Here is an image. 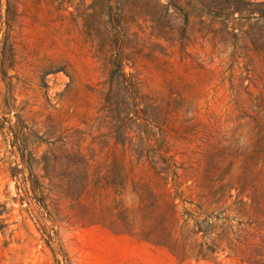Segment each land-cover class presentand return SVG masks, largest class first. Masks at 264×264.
<instances>
[{"label": "rangeland", "instance_id": "374dc122", "mask_svg": "<svg viewBox=\"0 0 264 264\" xmlns=\"http://www.w3.org/2000/svg\"><path fill=\"white\" fill-rule=\"evenodd\" d=\"M177 1L187 11L176 22L188 28L184 49L179 42L152 36L141 23L123 32L124 72L136 84L138 105L133 122L122 125L115 114L109 119L101 110L110 90L108 72L76 10L92 0H14L18 15L9 41L7 0H0V264H251L242 253L228 250L213 261L180 262L139 235L88 223L76 202L55 196L53 203L47 200L50 217L33 198L17 152L16 134L37 155L48 149L42 144L37 150V138L55 142L63 136L70 150H78L79 144L87 154L93 137H100L103 144L91 145L97 164L105 169L116 157L129 173L117 202L132 217L139 200L131 182L150 181L157 193L163 183L145 160L137 162L130 144L123 148L115 138L132 142L138 151L157 140L178 167L185 201L180 208L186 206L201 218L224 210L211 196L212 181L228 170L222 184L236 182L244 160L240 154L251 152L264 138V56L243 58L244 51L232 64L230 50L210 41L209 15L205 27L197 24V0ZM124 95L115 86L112 103L119 104ZM263 161L256 160L255 171H264ZM250 172L258 175L253 168ZM168 188L174 194L171 183ZM103 202L115 205L110 192ZM198 238L202 241L201 234Z\"/></svg>", "mask_w": 264, "mask_h": 264}, {"label": "trees", "instance_id": "16d2710c", "mask_svg": "<svg viewBox=\"0 0 264 264\" xmlns=\"http://www.w3.org/2000/svg\"><path fill=\"white\" fill-rule=\"evenodd\" d=\"M13 1L7 0L6 3L8 41L12 38V27L18 15ZM195 3L198 7L195 14L197 24L205 27L207 21L204 17L209 15L210 41L214 46H223L225 52L230 50L228 57L232 64L244 51L243 58L250 54L264 56V0H197ZM76 10L83 18L85 32L96 44L98 58L108 72L110 90L101 110L106 118L113 119L115 114L122 125H128L133 122L138 104H135L136 84L124 72V30H129L131 26L141 27V23L151 29L152 36L171 43L179 42L184 49L183 40L187 38L188 28L179 27L176 22L183 15L182 12L187 14V11L180 7L177 0L167 4L163 0H92L90 5L80 3ZM8 50L13 52L12 44ZM115 86L125 92L119 104H113L111 99ZM149 106L152 108V105ZM16 135L17 152L28 171L27 180L33 198L48 211L50 217L52 214L47 200L53 203L55 196L76 202L83 219L89 217L88 223L105 225L115 233L139 235L145 241L167 249L180 262L189 259L213 261L218 253L228 250L234 254L242 253L251 264H264V171H255L259 165L256 160H264V138L251 152L240 154L244 160L236 182L222 184L228 170L212 181L211 196L215 202H222L225 209L201 218L186 206L180 208L185 201L177 182L178 167L157 140L155 145L151 144V140L146 144L142 142L146 148L138 151L132 142L115 138V144L123 148L130 144L137 162L145 160L154 176L163 183L162 190L157 193L150 181H132V191L138 197L139 207L129 217V211L123 207L122 201L117 202L130 181L129 173L116 157L105 169L97 164L91 145L97 142L103 144L100 137H93L87 154L80 151L79 144L78 150H70V142H65L63 136L55 142L37 138L34 143L37 150L42 144L48 146L44 153L37 155L36 151L28 150L29 144L23 138ZM251 168L254 175L258 174L256 177L252 176ZM230 179H234V176ZM169 183L174 194L168 188ZM233 190L236 194L232 193ZM108 192L114 197L115 205L112 207L103 202ZM85 199H92V203L84 204ZM232 199V203L228 204ZM200 234L202 241L198 238Z\"/></svg>", "mask_w": 264, "mask_h": 264}]
</instances>
